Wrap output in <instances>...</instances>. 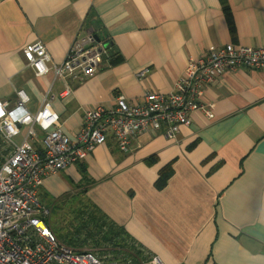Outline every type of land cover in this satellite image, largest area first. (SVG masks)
Wrapping results in <instances>:
<instances>
[{
  "label": "crops",
  "instance_id": "1",
  "mask_svg": "<svg viewBox=\"0 0 264 264\" xmlns=\"http://www.w3.org/2000/svg\"><path fill=\"white\" fill-rule=\"evenodd\" d=\"M91 30L108 36L119 55L111 64L104 54L93 76L39 77L34 69L17 73L11 62L41 42L52 69ZM228 43L264 48V0H0V100L14 111L16 89H24L38 112L42 89L60 94L68 83L71 93L52 108L76 138L87 111L116 108L122 94L138 104L147 93L171 92L190 58ZM204 100L216 106L213 120L193 114L173 137L142 133L128 151L109 134L83 160L47 176L41 198L83 194L165 264H264V69L228 71ZM165 167L172 175L160 187Z\"/></svg>",
  "mask_w": 264,
  "mask_h": 264
},
{
  "label": "built area",
  "instance_id": "2",
  "mask_svg": "<svg viewBox=\"0 0 264 264\" xmlns=\"http://www.w3.org/2000/svg\"><path fill=\"white\" fill-rule=\"evenodd\" d=\"M97 36L92 30L79 35L65 61L52 69L48 66L51 55L41 42L15 52L11 62L17 73L34 69L39 77L50 71L55 79L90 77L108 54ZM241 68L264 69V48L228 43L192 57L171 92L147 93L138 104H129L123 94L118 95L116 108L98 105L86 112L76 138L58 125L60 115L52 108L54 100L71 93L68 83L60 94L42 89L43 104L38 112L27 107L30 98L24 89H16V115L8 102L0 100V264H116L110 253L75 250L58 238L39 199L45 178L83 160L109 134L122 151H128L131 139L142 133L163 132L173 137L181 126L191 125L193 114L213 120L216 106L205 102V90L218 88L228 71ZM147 72L145 69L139 76ZM40 137L41 149L34 145ZM144 264L165 263L154 255Z\"/></svg>",
  "mask_w": 264,
  "mask_h": 264
},
{
  "label": "rangeland",
  "instance_id": "3",
  "mask_svg": "<svg viewBox=\"0 0 264 264\" xmlns=\"http://www.w3.org/2000/svg\"><path fill=\"white\" fill-rule=\"evenodd\" d=\"M40 192L41 188L39 199L43 208L48 210L45 218L60 234L63 243L75 250H93L95 253L104 254L101 250L104 247L103 242H97L98 234L101 232L100 228L97 222L93 219V221L90 220L89 212L93 210V205L89 204L83 194L79 193L74 197L65 196L64 198L48 194L41 198ZM119 242L123 244L124 240ZM110 245L115 246L112 243ZM104 250L105 253H110L107 251L108 249ZM110 254L114 257V254ZM117 258L119 261L124 260L127 256L123 253Z\"/></svg>",
  "mask_w": 264,
  "mask_h": 264
},
{
  "label": "trees",
  "instance_id": "4",
  "mask_svg": "<svg viewBox=\"0 0 264 264\" xmlns=\"http://www.w3.org/2000/svg\"><path fill=\"white\" fill-rule=\"evenodd\" d=\"M224 10L226 13L227 20L229 22V26L231 27V30L234 32V19L233 15L229 9V7L225 4ZM98 37L101 39L99 33L97 30H94ZM101 42L105 46V48L108 51L109 58L111 60V64L115 63L118 59V53L114 51L113 42L110 40L108 36H105V39H101ZM249 69V68H248ZM3 140L0 137V146L3 145ZM170 167H165L160 172V179H159V186L162 187L166 184V180L172 175ZM93 210L89 212V215L91 216V221L97 222L100 233L97 237V242H103L104 247L101 249L102 251H105V249H108L107 251L114 254L113 260L116 264H144L148 259L152 257V254L146 253L144 250H141L138 248L130 238H128L125 233L119 228L118 226H115L112 222L108 221L107 218L98 210V208L94 207ZM93 219V220H92ZM47 221V220H46ZM48 222V221H47ZM49 224V223H48ZM52 230L56 233L58 238L62 241L60 234L55 230V228L49 224ZM124 243L121 244L119 241H123ZM115 245L112 247L110 244ZM126 254L127 258L124 260L117 261V256L121 254Z\"/></svg>",
  "mask_w": 264,
  "mask_h": 264
},
{
  "label": "bare ground",
  "instance_id": "5",
  "mask_svg": "<svg viewBox=\"0 0 264 264\" xmlns=\"http://www.w3.org/2000/svg\"><path fill=\"white\" fill-rule=\"evenodd\" d=\"M102 249V248H101ZM105 249V248H104ZM89 251H93V250H89ZM99 251V250H98ZM104 253L106 252V251H103ZM113 258V257H112ZM112 261L114 262V260L112 259Z\"/></svg>",
  "mask_w": 264,
  "mask_h": 264
},
{
  "label": "water",
  "instance_id": "6",
  "mask_svg": "<svg viewBox=\"0 0 264 264\" xmlns=\"http://www.w3.org/2000/svg\"><path fill=\"white\" fill-rule=\"evenodd\" d=\"M96 38H97V41L99 42L100 41V38L98 36Z\"/></svg>",
  "mask_w": 264,
  "mask_h": 264
}]
</instances>
